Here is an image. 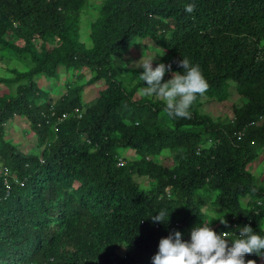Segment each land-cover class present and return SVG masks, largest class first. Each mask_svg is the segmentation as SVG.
Instances as JSON below:
<instances>
[{
  "label": "trees",
  "instance_id": "1",
  "mask_svg": "<svg viewBox=\"0 0 264 264\" xmlns=\"http://www.w3.org/2000/svg\"><path fill=\"white\" fill-rule=\"evenodd\" d=\"M92 1L0 0V60L10 54L30 64L0 77V264H152L175 217L183 218L182 226L204 220L205 191L218 192L214 207L238 222L246 214L241 199L264 195L251 170L264 145V122L256 126L264 118V0H101L86 48L77 21ZM190 3L191 13L185 10ZM145 39L169 58L173 72L183 71L174 63L182 58L199 65L209 88L191 105V119L169 117L163 100L134 101L117 77L122 55ZM82 67L106 84L91 104H82L84 85L66 76L55 101L36 83H56L61 71ZM232 89L239 106H232L230 122L203 112L201 99L222 103ZM82 108L78 118L73 112ZM14 118L28 121V135L43 147L40 159L5 139L4 125ZM239 131L245 132L241 140ZM167 149L171 169L153 160ZM127 150L135 157L127 159ZM120 160L128 161L119 167ZM137 178L150 181L152 190ZM165 188L176 193L188 222L156 201ZM161 210L169 219L156 231L148 220ZM262 216L250 227L264 237ZM229 228L220 225V231ZM122 240L129 248L125 260L113 253ZM247 260L256 262L257 254H246Z\"/></svg>",
  "mask_w": 264,
  "mask_h": 264
},
{
  "label": "clouds",
  "instance_id": "2",
  "mask_svg": "<svg viewBox=\"0 0 264 264\" xmlns=\"http://www.w3.org/2000/svg\"><path fill=\"white\" fill-rule=\"evenodd\" d=\"M194 9L195 5L193 3L188 4L185 8L189 13L193 12ZM154 58L155 56L149 57L143 60L142 63H139V61H141L140 59L135 63L136 67H142L143 69L142 74L139 75L140 81L146 82L147 84V87H142L140 89L139 95L142 97L155 96L157 99L163 100L166 105L164 111L169 117L191 119V113L189 111L191 105L196 101L197 96H203L209 88V84L204 78L199 65L191 64L189 59L182 58L178 61H174V63H176L178 67H181L183 71L173 72L171 64L166 65L164 63H158L156 67L153 68L152 62ZM166 72H171V78L162 83ZM41 79L46 81L44 78ZM46 82L52 84L50 81ZM82 101V104L85 105L83 98ZM83 112L84 108L74 110L73 113L77 114L79 118ZM67 117L68 115H62L63 119ZM263 122L264 118L259 117L256 126H260ZM8 123L10 122L7 121L4 125L5 135L7 133L6 125ZM244 135L245 132L239 131L235 134V137L241 140L244 138ZM258 147L256 155L257 152H259V158H261L262 162L264 160V145ZM255 160L256 157L252 162V166L255 164ZM127 161L128 160H120L117 165L119 167L124 166ZM261 162L257 161L256 164H261ZM155 164L158 167H163L156 162ZM261 173L264 176V166L260 174ZM3 175L6 179L14 178V182L16 181V176L11 175L8 171L4 172ZM139 179L141 178H137V182L143 189L151 188L150 190H152V186L149 184L150 181H145L144 179L140 181ZM255 179L257 181V185L255 186L264 189V178L260 179V176H256ZM155 184L156 182L154 181L153 187ZM205 192H208V196L205 197L207 198L206 201H209L208 199L212 200L209 202H211V206L214 207L212 202L218 192L212 190ZM212 196H214L213 199ZM247 197L254 205L250 206L247 199H241L240 204L246 212V214L242 216L241 222H238L237 219L234 216H230V214H228V218L220 219L219 222L216 215L211 216L209 211L203 210L206 207V205H203L202 212L205 213L206 217L203 221L195 223V221L192 222L190 220L188 222V219H185L186 215L180 208L176 193L168 188L161 189L155 195L156 201L167 207H173L176 211L175 214H181L188 224L182 226L179 223V221L183 220L181 217H175L172 221L174 222L173 224H167L169 229L173 232L167 237L159 240L158 251L152 257V264H256L260 258H264V251H262L264 250V237L254 234L250 225L252 219L262 212L263 216L258 227L264 234V195H249ZM243 203L245 206H243ZM165 219L167 222L169 214L166 210H161L158 214L152 215L148 221H151L149 224L153 226L156 231H164L166 226ZM140 221V226H143L145 221L143 219ZM228 223L230 224L229 230L220 231V225L222 224L228 227ZM192 225H195V227L190 230ZM185 237H189L190 240L181 239ZM71 249L72 246H68L65 248V252L70 254ZM113 253L115 257H119L120 260L127 259V254L129 253L128 243L123 240L117 241L114 245ZM251 253L257 254L256 262L254 260L245 261V255ZM77 264H90V261L83 259Z\"/></svg>",
  "mask_w": 264,
  "mask_h": 264
},
{
  "label": "rangeland",
  "instance_id": "3",
  "mask_svg": "<svg viewBox=\"0 0 264 264\" xmlns=\"http://www.w3.org/2000/svg\"><path fill=\"white\" fill-rule=\"evenodd\" d=\"M101 0H94L90 2L86 8H84L79 16L77 21V28H78V34H79V40L80 42L86 47H90V39H89V26L90 23L93 22L94 18L98 14L99 4ZM162 55V56H161ZM122 61L123 66H120L117 68V77L122 82L123 86L127 90H133V100L137 101L141 98H147L152 101L161 100L157 99L155 96L153 97H147V96H140L139 91L142 87H147V85H140L139 86V75L142 74L143 69L142 67H136L135 63L139 61V63H142L143 60L148 59L149 57L155 56L152 62V67L155 68L158 63H164V64H170L169 58L166 57L164 53H160L156 51V49L153 47V45H150L148 43V40L145 39L143 41H135L134 46L130 47L127 52L122 55ZM30 67V64L27 60L23 58H15L12 55L8 54L6 57L0 60V77L7 78L10 76V73L8 72L9 69H16L17 71L24 72ZM172 69V67H171ZM79 74H81V79L77 77ZM96 75V73L90 69H87L86 67H82L79 70L78 69H69V71H61L60 72V81L49 84L48 80L43 81L41 78L40 80H36V83L38 87L47 93L48 97L51 99V101H55L60 96H62L65 92L64 90V79L65 76L68 78V82L70 81L75 86L84 85V90L82 92V98L84 100V104L88 105L91 104L97 97L98 92L100 90H104L106 87V84L103 79H99L98 81L92 80L93 77ZM171 78V72H166L164 75L163 82H166ZM134 88V89H132ZM2 87L0 85V91ZM202 103V110L203 112L208 113L209 116L213 118L214 121H217L219 123H228L232 120L233 114H232V106L237 105L239 106L238 96L235 93L234 89L230 91L229 97L227 100H225L222 103H216L210 100H206L205 98L201 99ZM28 125L27 120H19L17 118H14L10 123L6 125L7 133L5 135V139L9 142H11L16 148L25 153V154H33L37 158L42 157V151L43 147L38 146L36 143L35 137H30L26 131V126ZM151 125H154L155 128H165L167 126V123L164 125H158L157 123L153 122ZM169 126V124H168ZM5 133V132H4ZM120 152V151H119ZM172 152L167 149L161 151L158 155H156L153 160L161 164L162 166H168L169 168H173V162L171 159ZM127 159L134 158L135 154L132 150H127L124 154ZM263 158V156H262ZM261 162V158H259V152H257L255 164L252 166L251 170L256 174V176H260V179H263L264 176L261 172L263 166H264V160ZM258 167V168H257ZM147 181L146 178H141V180ZM208 196V194H206ZM213 199V196H212ZM204 205L206 207L203 209L204 211H209L211 216L216 215L218 221L220 222V219H226L228 218V213L226 210L214 208L211 205V202L205 201ZM210 208H208V207ZM243 206L244 203H243ZM195 225H192L190 230L194 228ZM256 264H264V258H260L259 261Z\"/></svg>",
  "mask_w": 264,
  "mask_h": 264
}]
</instances>
